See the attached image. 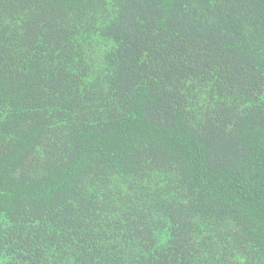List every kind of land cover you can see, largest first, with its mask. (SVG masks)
<instances>
[{
    "label": "trees",
    "instance_id": "trees-1",
    "mask_svg": "<svg viewBox=\"0 0 264 264\" xmlns=\"http://www.w3.org/2000/svg\"><path fill=\"white\" fill-rule=\"evenodd\" d=\"M0 264H264V0H0Z\"/></svg>",
    "mask_w": 264,
    "mask_h": 264
}]
</instances>
